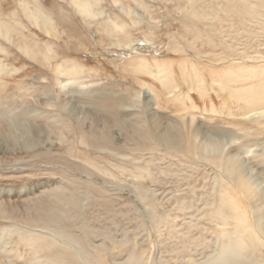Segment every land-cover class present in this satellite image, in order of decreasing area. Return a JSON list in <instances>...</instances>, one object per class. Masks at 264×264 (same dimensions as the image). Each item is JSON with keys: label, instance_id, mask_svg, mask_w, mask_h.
I'll list each match as a JSON object with an SVG mask.
<instances>
[{"label": "rangeland", "instance_id": "obj_1", "mask_svg": "<svg viewBox=\"0 0 264 264\" xmlns=\"http://www.w3.org/2000/svg\"><path fill=\"white\" fill-rule=\"evenodd\" d=\"M0 23V264H264V0Z\"/></svg>", "mask_w": 264, "mask_h": 264}, {"label": "bare ground", "instance_id": "obj_2", "mask_svg": "<svg viewBox=\"0 0 264 264\" xmlns=\"http://www.w3.org/2000/svg\"><path fill=\"white\" fill-rule=\"evenodd\" d=\"M79 1V0H78ZM75 2V1H74ZM86 3V2H85ZM78 4H80V3H78ZM81 4H82V2H81ZM84 4V3H83ZM87 6H90V5H87ZM87 6L86 5H82L80 8L83 10V11H85L86 13H88V10H90L91 9V6H90V9H89V7L87 8ZM23 7H24V5H23ZM92 10V9H91ZM91 13V12H90ZM29 14V13H28ZM41 14V13H40ZM39 14V15H40ZM30 15V14H29ZM34 15H36V14H34ZM33 15V16H34ZM38 16V15H37ZM40 17H43V15L41 16H39L38 18H40ZM36 18H34V20H35ZM43 20V19H42ZM44 20H45V18H44ZM39 24V23H38ZM44 24V23H43ZM40 26V25H39ZM43 26V25H42ZM0 27H1V23H0ZM2 27L4 28L3 30H6L8 27H6V29H5V26H3L2 25ZM1 30H2V28H0ZM9 29V28H8ZM7 29V30H8ZM46 29V28H45ZM48 32H51V31H48ZM4 33H5V31H4ZM7 33H9V31H6V33L5 34H7ZM0 34H1V32H0ZM2 34H3V32H2ZM7 35H9V34H7ZM7 35H5L4 37H6ZM2 36V35H1ZM264 114V113H263ZM1 188V187H0ZM2 191H4V189L3 188H1V191H0V193H2ZM240 236V235H239ZM232 237V236H231ZM263 237V236H262ZM235 240V239H234ZM253 240V239H252ZM251 240V241H252ZM240 241V240H239ZM232 242H233V239H232ZM253 242V241H252ZM232 253V252H231Z\"/></svg>", "mask_w": 264, "mask_h": 264}]
</instances>
